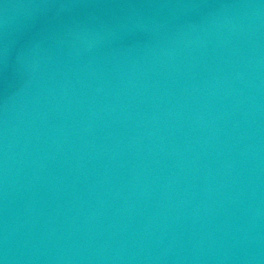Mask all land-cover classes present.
<instances>
[{
    "label": "water",
    "instance_id": "95a60500",
    "mask_svg": "<svg viewBox=\"0 0 264 264\" xmlns=\"http://www.w3.org/2000/svg\"><path fill=\"white\" fill-rule=\"evenodd\" d=\"M0 264H264V0H0Z\"/></svg>",
    "mask_w": 264,
    "mask_h": 264
}]
</instances>
